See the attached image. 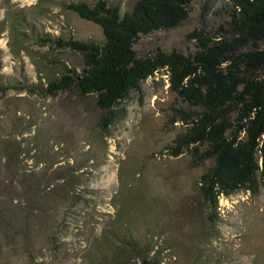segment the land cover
<instances>
[{"label": "rangeland", "instance_id": "374dc122", "mask_svg": "<svg viewBox=\"0 0 264 264\" xmlns=\"http://www.w3.org/2000/svg\"><path fill=\"white\" fill-rule=\"evenodd\" d=\"M71 1L97 0H0V264H264V173L212 204L202 176L215 156L188 139L203 109L179 97L168 65L107 111L97 93L48 89L84 68L56 40L105 41ZM107 1L123 15L138 0ZM232 12L193 0L134 48L193 54L201 37L235 35Z\"/></svg>", "mask_w": 264, "mask_h": 264}, {"label": "trees", "instance_id": "16d2710c", "mask_svg": "<svg viewBox=\"0 0 264 264\" xmlns=\"http://www.w3.org/2000/svg\"><path fill=\"white\" fill-rule=\"evenodd\" d=\"M193 0H138L131 11L120 13L107 0L90 5L71 1L67 7L102 27L105 41L61 39L56 42L83 54L82 72L64 74L48 84L50 91L77 86L98 95L109 110L131 88L159 67L168 65L172 88L184 101L203 109L188 139L207 142L215 156L212 173L202 176L203 190L217 205L221 193L231 194L264 173V0H229L232 38H199L193 54L159 53L139 57L134 48L149 33L178 26L189 15ZM238 110L236 123L228 112ZM235 126V127H234ZM234 127L232 135L229 130ZM244 136L240 138V135ZM262 159V165L260 160ZM142 264H156L144 259Z\"/></svg>", "mask_w": 264, "mask_h": 264}]
</instances>
